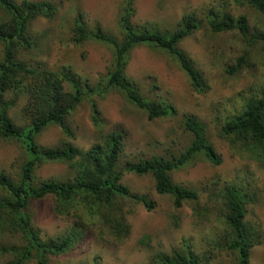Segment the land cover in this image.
<instances>
[{
    "label": "rangeland",
    "instance_id": "obj_1",
    "mask_svg": "<svg viewBox=\"0 0 264 264\" xmlns=\"http://www.w3.org/2000/svg\"><path fill=\"white\" fill-rule=\"evenodd\" d=\"M21 3L23 0H14ZM47 1L57 7L51 18H37L29 27L28 38L32 47L19 52L25 64L57 71L63 66L81 77L84 83L95 86L105 83L113 61L112 49L95 41L75 44V20L81 16L89 30L101 28L121 38L119 20L124 0H28ZM228 13L235 18L245 16L249 36L264 33V15L248 5H237L234 0H135L133 24L147 25L160 32H173L181 19L193 15L201 27L180 44L203 74L207 89L197 93L187 76L165 53L146 46L135 48L130 56L126 74L143 92L164 99L176 113L163 119L149 120L146 113L130 104L122 94L110 91L104 97L93 93L78 105L68 118L74 134L72 144L84 151L101 140V134L122 131L125 134L123 162L170 156L184 150L192 137L183 126L185 115L196 116L206 125L207 135L222 163L211 165L199 158L194 164L173 172L176 184L194 189L199 201L186 202L176 210L170 196L159 195L151 175L138 176L125 173L122 183L132 193L146 196L153 204L147 210L141 203L122 199L118 206L131 226L124 241H116L107 228L89 224L83 239L69 252L50 258V264H91L95 258L101 264H156L161 254H172L188 244L202 259V264H237L236 254L225 248L224 190L227 185L243 186L251 195L246 206V222L255 229L260 243L251 251L249 264H264V166L247 156L232 151L220 137L225 119L242 109L246 97L264 86V41L248 45L237 31L212 33L207 14ZM5 13L0 8V22ZM4 46L0 42V58ZM246 56V65L231 74L237 60ZM26 99L20 97L10 110L11 119L20 127L29 124L22 110ZM96 104L103 129L92 121ZM69 138L57 125L48 127L37 142L43 148H58ZM28 156L18 141H0V170L18 176ZM35 183L45 180L64 181L68 167L60 163H44L35 172ZM55 200L47 197L32 205L33 224L42 239L56 238L68 232L78 217H86L83 210L69 216L55 211ZM117 213V209L113 214ZM78 216V217H77ZM23 245L20 234L0 231V249ZM13 257L0 255V264H8ZM28 264H36L33 260Z\"/></svg>",
    "mask_w": 264,
    "mask_h": 264
},
{
    "label": "trees",
    "instance_id": "obj_2",
    "mask_svg": "<svg viewBox=\"0 0 264 264\" xmlns=\"http://www.w3.org/2000/svg\"><path fill=\"white\" fill-rule=\"evenodd\" d=\"M237 5H248L264 15V0H234ZM5 18L0 22V42L4 46L0 58V141H18L25 149L28 159L12 176L0 170V231L20 234L23 245L0 249V255L10 254L8 264H50L51 257L63 255L72 250L84 237L89 224H100L116 241H124L131 233V226L122 213L118 202L122 199L141 203L147 210L154 204L143 195L134 194L122 183L125 173L138 176L151 175L159 195L172 199L173 207L179 210L186 202L199 201L198 193L189 187L176 184L173 172L194 164L199 158L214 166L222 163L207 135V128L196 116L185 115L183 130L190 134V144L177 154L167 157L151 156L123 162L125 156V134L112 131L101 134L98 143L84 151L74 146V134L68 118L79 104L93 93L104 97L110 91H117L133 106L147 114L149 120L163 119L175 115L176 109L164 99L151 97L130 80L126 68L132 51L146 46L167 54L187 76L191 87L197 93L207 89L203 74L195 67L192 59L180 48L181 42L201 27L193 15L184 16L173 32L158 31L147 25L133 24L135 0H124L119 20L121 38L104 32L101 28L89 30L81 16L75 20L73 41L75 44L95 41L112 49L113 61L106 75L105 83L90 86L84 83L70 66L57 71L33 67L23 63L18 54L32 47L28 38L29 27L37 18H53L56 5L47 2L23 0H0ZM212 33L237 31L248 45L264 41V33L249 36L245 16L235 18L228 13H218L211 8L207 14ZM246 65V56L237 60L231 74ZM20 97L26 99L22 110L29 124L18 126L10 117V110ZM92 121L99 132L104 126L96 104H92ZM59 126L69 138L61 147L43 148L37 138L50 126ZM220 137L230 149L241 156H247L264 166V86L245 98L242 109L225 119ZM44 163H60L68 167L66 180H45L35 183V172ZM52 197L55 211L69 216L83 210L86 217L77 216L66 234L42 239L33 224L32 205L35 201ZM251 198L243 186L227 185L224 190L225 225L224 246L236 254L237 264H249L252 249L260 243L255 229L246 222V206ZM117 209V213L113 211ZM156 264H202V259L184 244L173 253L158 255ZM91 264H101L95 258Z\"/></svg>",
    "mask_w": 264,
    "mask_h": 264
}]
</instances>
